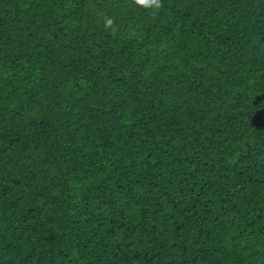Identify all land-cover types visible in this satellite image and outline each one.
<instances>
[{
    "label": "trees",
    "instance_id": "trees-1",
    "mask_svg": "<svg viewBox=\"0 0 264 264\" xmlns=\"http://www.w3.org/2000/svg\"><path fill=\"white\" fill-rule=\"evenodd\" d=\"M0 264H264V0H0Z\"/></svg>",
    "mask_w": 264,
    "mask_h": 264
}]
</instances>
